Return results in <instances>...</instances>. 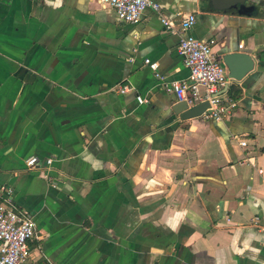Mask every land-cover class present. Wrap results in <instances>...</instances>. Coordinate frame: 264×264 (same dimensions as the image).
<instances>
[{
	"label": "crops",
	"instance_id": "1",
	"mask_svg": "<svg viewBox=\"0 0 264 264\" xmlns=\"http://www.w3.org/2000/svg\"><path fill=\"white\" fill-rule=\"evenodd\" d=\"M156 1L174 32L152 8L127 22L98 0H0V183L37 229L22 264H264V0ZM188 12L220 58L255 60L222 120L180 118L165 87L188 75Z\"/></svg>",
	"mask_w": 264,
	"mask_h": 264
},
{
	"label": "built area",
	"instance_id": "2",
	"mask_svg": "<svg viewBox=\"0 0 264 264\" xmlns=\"http://www.w3.org/2000/svg\"><path fill=\"white\" fill-rule=\"evenodd\" d=\"M104 5L114 8L119 19L127 22H137L146 8L159 12L160 20L166 30L174 32L176 24L167 16L161 14L160 4L156 0H98ZM195 22V13L183 14L179 20L178 31L180 39L178 52L181 54L188 75L165 83L167 90L175 93L178 100H185L189 105L207 100L208 105L201 112L203 119L222 120L230 115L236 105L226 90L234 79L227 75L228 68L213 50V39H202L190 33L189 29ZM242 43L238 46L241 48ZM155 75L163 78L157 71L158 64L145 58ZM131 89L128 84L118 87L120 92ZM138 102H147V98L137 94ZM246 140H240L245 145ZM37 155H29L25 164L31 167L39 162ZM252 165L254 159L248 157ZM48 164L52 158L45 160ZM262 173V168L258 169ZM37 236L36 221L26 210L17 206L13 198V188L9 184L0 183V264H22L29 256V240Z\"/></svg>",
	"mask_w": 264,
	"mask_h": 264
},
{
	"label": "water",
	"instance_id": "3",
	"mask_svg": "<svg viewBox=\"0 0 264 264\" xmlns=\"http://www.w3.org/2000/svg\"><path fill=\"white\" fill-rule=\"evenodd\" d=\"M218 8L233 7L239 13L256 14L260 0H227V4H220L217 0H210ZM223 62L228 68L227 75L234 80H241L246 74L252 71L255 60L248 52L233 51L224 54ZM229 90V87L226 88ZM208 105V101H200L194 105H189L185 100H177L172 109L184 119L188 117L199 116L203 109Z\"/></svg>",
	"mask_w": 264,
	"mask_h": 264
},
{
	"label": "trees",
	"instance_id": "4",
	"mask_svg": "<svg viewBox=\"0 0 264 264\" xmlns=\"http://www.w3.org/2000/svg\"><path fill=\"white\" fill-rule=\"evenodd\" d=\"M238 89H236V88H234V87H231L230 89H229V92H228V94H229V96L231 97H236L238 94Z\"/></svg>",
	"mask_w": 264,
	"mask_h": 264
}]
</instances>
